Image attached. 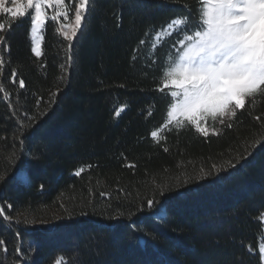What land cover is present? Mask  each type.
I'll return each instance as SVG.
<instances>
[{
	"label": "trees",
	"instance_id": "1",
	"mask_svg": "<svg viewBox=\"0 0 264 264\" xmlns=\"http://www.w3.org/2000/svg\"><path fill=\"white\" fill-rule=\"evenodd\" d=\"M186 7L195 15L197 0H94L67 73L59 22L46 23L39 58L28 16L0 32L8 45H0V82L10 93H0V205L19 221L0 217V239L8 242L0 264H15L18 246L21 264H264V94L223 127L210 121L218 136L173 128L159 142L151 137L166 119L161 70L176 39L153 55V36ZM0 21L7 29L10 17ZM12 69L24 89L11 83ZM25 113L35 119L21 120ZM19 123L31 126L20 131ZM248 153L219 177L201 172ZM25 162L30 182L13 179ZM161 188L170 189L169 207L157 219L147 200L162 199Z\"/></svg>",
	"mask_w": 264,
	"mask_h": 264
},
{
	"label": "snow or ice",
	"instance_id": "2",
	"mask_svg": "<svg viewBox=\"0 0 264 264\" xmlns=\"http://www.w3.org/2000/svg\"><path fill=\"white\" fill-rule=\"evenodd\" d=\"M11 4L8 7L7 4ZM197 13L193 15L191 8L186 7L184 13L173 18L162 26L153 36L151 51L153 55L164 43L175 37L174 43L165 52V62L162 66L161 77L163 87L161 92L168 90L169 104L166 109L165 121L155 130L151 131V137L159 142L165 139L163 135L166 130L177 131L191 128L205 139L210 135H220V132L210 126L219 123L222 127L226 119L231 121L238 116V110L246 109L249 98L258 94H264V0H197ZM94 4V0H0V14H6L10 21L6 24L0 21V32L11 31L12 24L25 16L30 18L31 28V52L39 58L42 56L41 45L45 40L42 32L46 23L50 20L53 24L59 22L55 33L67 41L65 49L66 59L60 68L67 73L75 63L73 53V41L82 34L88 14ZM202 5V7H199ZM47 9H53L54 14L50 17ZM74 13V14H73ZM64 22H60V19ZM145 41H141L143 45ZM0 45L8 48L6 37L0 35ZM136 59V56H133ZM156 61H153L155 63ZM5 61L0 55V71ZM45 68L46 65H41ZM18 82L19 89L26 87L25 80L19 78L16 69L11 71V83ZM60 89L51 93L52 100L59 94ZM0 93L10 99V93L0 82ZM43 102V97L36 100L37 107ZM124 108H120L116 115L119 116ZM151 115V112H149ZM25 113L21 120H34ZM260 119L259 116L256 117ZM30 124H18V129L23 131ZM227 128H232V123H227ZM257 140L256 143H260ZM23 144L24 140L21 139ZM167 152L168 149L164 148ZM238 156L236 164L231 161L217 167L213 164L212 169L201 172L204 177L213 173L217 177L222 170L235 169L241 159H247V155ZM15 155V153H13ZM126 167L135 168L134 164ZM27 162L20 164L13 179L30 182L27 175ZM83 168L75 172L80 176ZM4 179V177H0ZM43 188V185H40ZM170 189L161 188L159 195L162 199H148L149 211L157 219L166 218L169 201L164 198L166 191ZM179 193L178 195H186ZM102 197L108 196L101 192ZM12 209L11 204H7ZM143 211V206L138 209ZM120 215H123L121 213ZM0 217L9 224L19 223L5 211V206L0 205ZM115 218V217H114ZM19 238V234L17 233ZM7 241L0 239V247L3 248L5 256L8 253ZM17 259L15 264H21V259L26 255L22 247L15 249ZM259 255L264 261V243L259 246ZM23 264H29L24 259ZM60 264V262H58Z\"/></svg>",
	"mask_w": 264,
	"mask_h": 264
},
{
	"label": "rangeland",
	"instance_id": "3",
	"mask_svg": "<svg viewBox=\"0 0 264 264\" xmlns=\"http://www.w3.org/2000/svg\"><path fill=\"white\" fill-rule=\"evenodd\" d=\"M7 6L8 7H11L12 5L9 3V4H7ZM200 7H202V5H200ZM47 11V14L49 15V16H51L52 14H54V10L53 9H47L46 10ZM1 15V14H0ZM42 34H43V32H42ZM41 49H42V45H41ZM153 214V213H152ZM263 221H264V215H263ZM141 242L142 243H144V239H141ZM262 243H264V240L262 241ZM261 243V244H262Z\"/></svg>",
	"mask_w": 264,
	"mask_h": 264
}]
</instances>
